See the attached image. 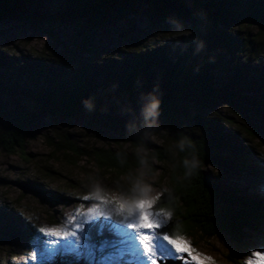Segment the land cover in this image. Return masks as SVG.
<instances>
[{
    "label": "rangeland",
    "instance_id": "rangeland-1",
    "mask_svg": "<svg viewBox=\"0 0 264 264\" xmlns=\"http://www.w3.org/2000/svg\"><path fill=\"white\" fill-rule=\"evenodd\" d=\"M83 1L41 2L40 6L50 12L69 13L45 21L38 29L24 21H0V79L14 86L25 80L44 85V72L35 71L37 64L67 71L90 68L162 41L183 42L195 56L211 60L214 86H225L233 97L214 106L186 99L172 119L158 114L152 123L141 114L147 99L108 97L98 115L62 118L49 114L30 96L11 97L37 116L27 130L22 152H0V264H56L57 259L62 264H111V260L148 264L138 241H128L121 234V229L130 231L120 223L123 217H98L85 223L83 214L97 202L94 197L99 194L128 199L139 188L150 198L169 193L172 165L148 159L149 165L124 174L108 166L99 167L83 152L103 148L134 156L163 148L175 161L179 148L175 130L205 139L211 135L208 122L196 116L230 119L231 123L220 126V132L232 134L233 143L243 154L234 160L231 151H221L216 159L223 163H210L203 170L240 196L255 195L264 200V40L256 43L255 28L234 11L240 7L228 5V10L213 12L125 0L127 8L122 14L115 9V0H98L90 9ZM217 31L239 38L237 44L226 48L222 38L215 35ZM130 138L140 139L149 151L132 146ZM85 196L93 198L85 200ZM73 223L85 225L78 231L79 243L69 237L49 246L56 237L40 231L66 230ZM92 228H105L106 238L97 231L93 239L88 233ZM179 238L200 257V264H248L250 260L252 264H264L252 255L254 251L264 252L261 220L240 229L238 238L225 233L208 237L197 230ZM162 242L156 240L157 244ZM129 243L136 244V254L122 249ZM49 247L55 251H49ZM166 247L171 255L162 264H197L187 253L178 256Z\"/></svg>",
    "mask_w": 264,
    "mask_h": 264
},
{
    "label": "trees",
    "instance_id": "trees-1",
    "mask_svg": "<svg viewBox=\"0 0 264 264\" xmlns=\"http://www.w3.org/2000/svg\"><path fill=\"white\" fill-rule=\"evenodd\" d=\"M123 1L125 3V0H115L114 4L122 14L126 12L123 8H127ZM144 1L192 6L213 12L228 10V5H238L240 9L234 11L255 28L256 43L264 40V0ZM41 2L46 0H0V21H24L38 29L45 21L69 13V10L50 12L40 6ZM94 3L99 1H83L88 9L93 8ZM216 34L222 38L226 48L236 45V39H239L218 31ZM214 67L211 60L195 56L185 43L167 41L154 47H144L118 61L109 58L90 68L77 67L67 71L56 70L55 65L37 64L35 71L44 72V85L25 80L14 86L0 79V152H22L27 130L37 116L11 97L30 96L39 100L53 116L78 118L98 115L108 97L148 100L155 95L160 101L159 114L172 119L186 99L214 106L220 100L227 101L233 97L225 86H214ZM30 85L35 86L30 89ZM196 118L208 122L211 135L205 139L175 130L174 139L179 144L175 161L165 155L163 148L134 156L103 148H94L83 154L90 155L99 167L108 166L124 174L149 165L148 159L168 161L172 165L173 186L169 193L158 197L154 206V209L164 208L170 213V222L162 230L175 237L187 236L192 230H197L208 237L225 233L238 238L240 229L248 227L255 219L264 222V200L255 195L240 196L236 190L222 186L218 178L203 170L210 163H223L216 159L221 151H231L234 160H239L243 154L233 143L232 134L220 132V126L231 123L230 119ZM129 141L132 146H141L146 151L150 149L138 138H130ZM100 229L92 228L88 233L94 239L99 231L101 238H106L105 228ZM55 261L56 264L63 263L58 259ZM109 263L122 264V261L111 260Z\"/></svg>",
    "mask_w": 264,
    "mask_h": 264
},
{
    "label": "snow or ice",
    "instance_id": "snow-or-ice-1",
    "mask_svg": "<svg viewBox=\"0 0 264 264\" xmlns=\"http://www.w3.org/2000/svg\"><path fill=\"white\" fill-rule=\"evenodd\" d=\"M145 190L139 188L134 190L128 199L122 197H108L104 194H99L94 197L96 203H91L84 212L85 223L90 222L95 218L113 219L114 217H123L120 221L124 228L130 230L124 232L121 229V234L125 236L128 241H138L139 250L143 256L147 259L148 264H162V261L171 255L167 246H170L172 251L178 254L187 253L192 260L197 261L200 264V257L193 254V250L189 245L179 237L170 235L168 231L156 232L157 229L168 223L170 219V213L164 208H158L153 210L155 200L159 197H147L144 194ZM93 197L85 196L83 199L89 200ZM79 212V209L77 210ZM74 219V218H73ZM84 224L73 223L70 229L56 230L49 228L45 230L41 228V232H45L47 235L56 237L54 240H50L48 245L57 244L60 241H64L69 237L76 238L75 242L79 243L78 231L84 228ZM133 233L135 234L133 236ZM163 241L157 244L156 240ZM71 243V241H69ZM49 251H55L49 247ZM124 251L130 254H136L137 248L135 243H129ZM252 255L258 258L259 261H264V252L254 251ZM35 259V256L32 257ZM210 259V258H207ZM248 264H252L251 260Z\"/></svg>",
    "mask_w": 264,
    "mask_h": 264
},
{
    "label": "clouds",
    "instance_id": "clouds-1",
    "mask_svg": "<svg viewBox=\"0 0 264 264\" xmlns=\"http://www.w3.org/2000/svg\"><path fill=\"white\" fill-rule=\"evenodd\" d=\"M159 98L155 95H151L145 104H143L141 109L142 118L148 122L152 123L156 120L159 114ZM141 163L143 159L141 158Z\"/></svg>",
    "mask_w": 264,
    "mask_h": 264
}]
</instances>
